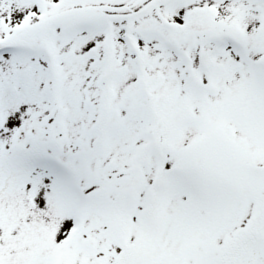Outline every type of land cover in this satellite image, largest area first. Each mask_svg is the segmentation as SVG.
Listing matches in <instances>:
<instances>
[{"label":"snow or ice","instance_id":"snow-or-ice-1","mask_svg":"<svg viewBox=\"0 0 264 264\" xmlns=\"http://www.w3.org/2000/svg\"><path fill=\"white\" fill-rule=\"evenodd\" d=\"M0 264H264V0H0Z\"/></svg>","mask_w":264,"mask_h":264}]
</instances>
